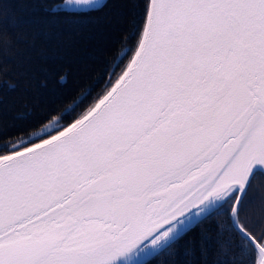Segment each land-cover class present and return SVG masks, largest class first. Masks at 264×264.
<instances>
[{
    "label": "snow or ice",
    "instance_id": "snow-or-ice-1",
    "mask_svg": "<svg viewBox=\"0 0 264 264\" xmlns=\"http://www.w3.org/2000/svg\"><path fill=\"white\" fill-rule=\"evenodd\" d=\"M133 35L80 115L0 124V264H151L217 215L264 264V225L241 219L264 173V0H147Z\"/></svg>",
    "mask_w": 264,
    "mask_h": 264
},
{
    "label": "trees",
    "instance_id": "trees-1",
    "mask_svg": "<svg viewBox=\"0 0 264 264\" xmlns=\"http://www.w3.org/2000/svg\"><path fill=\"white\" fill-rule=\"evenodd\" d=\"M64 1L0 0V95L6 104L19 98L30 102L7 106L0 113L5 134L39 131L16 119L33 109L38 113L55 105L62 114L80 115L104 93L105 70L110 74L120 53L137 42L133 33L142 26L147 0H103L100 6L86 9L62 8ZM58 75L63 80L58 81ZM81 100L83 106L73 113ZM243 199L241 219L259 230L264 225L263 173L252 178ZM201 233L206 236L204 254L199 244L189 254L186 241ZM238 242L228 217L217 215L185 237L174 256L165 254L151 264L161 260L164 264H250V256Z\"/></svg>",
    "mask_w": 264,
    "mask_h": 264
},
{
    "label": "rangeland",
    "instance_id": "rangeland-1",
    "mask_svg": "<svg viewBox=\"0 0 264 264\" xmlns=\"http://www.w3.org/2000/svg\"><path fill=\"white\" fill-rule=\"evenodd\" d=\"M103 0H99V3ZM92 5V0H65L60 4L62 8L86 9Z\"/></svg>",
    "mask_w": 264,
    "mask_h": 264
},
{
    "label": "water",
    "instance_id": "water-1",
    "mask_svg": "<svg viewBox=\"0 0 264 264\" xmlns=\"http://www.w3.org/2000/svg\"><path fill=\"white\" fill-rule=\"evenodd\" d=\"M127 50H128L127 48L124 49V50L120 53V55L117 57V59H116V61H115V64H114V66H113V68H112V70H111L109 76H111V73H112V71H113L115 65L120 61L121 56H122ZM101 96H102V95H101ZM101 96H100V97H101ZM100 97H99V98H100ZM99 98H98V99H99ZM98 99H97L96 101H98ZM96 101H95V102H96ZM28 138H29V137H28ZM28 138H26V139H28ZM263 174H264V173H263ZM249 187H250V186H247V185H246L247 191H248ZM247 191H246V193H247ZM245 195H246L245 193H241L242 198H243Z\"/></svg>",
    "mask_w": 264,
    "mask_h": 264
}]
</instances>
